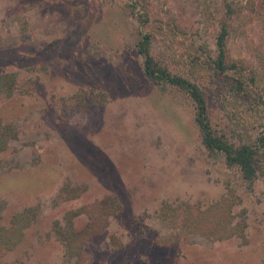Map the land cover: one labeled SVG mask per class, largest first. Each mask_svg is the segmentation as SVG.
<instances>
[{"label":"rangeland","instance_id":"obj_1","mask_svg":"<svg viewBox=\"0 0 264 264\" xmlns=\"http://www.w3.org/2000/svg\"><path fill=\"white\" fill-rule=\"evenodd\" d=\"M223 21L236 72L213 65ZM145 32L161 64L201 86L219 133L264 134V0H0V73H14L0 81V222L39 204L0 264H264V149L249 182L205 148L190 99L145 76ZM64 185L81 192L60 200ZM112 198L67 258L54 220Z\"/></svg>","mask_w":264,"mask_h":264},{"label":"trees","instance_id":"obj_2","mask_svg":"<svg viewBox=\"0 0 264 264\" xmlns=\"http://www.w3.org/2000/svg\"><path fill=\"white\" fill-rule=\"evenodd\" d=\"M227 14H232L235 9L231 6L230 2H227ZM227 23L222 22L220 30L217 35L216 45L218 52L212 59L213 65L216 69L222 72L227 70L239 71L244 67L242 64L237 63L234 60H230L227 57L225 48V38L228 32ZM136 51L142 55L143 71L145 76L149 78L155 84L166 86L171 89H175L181 92L190 99L194 108V121L199 129L201 142L209 151L222 152L225 162L228 166H235L239 170L240 177L245 181H253L258 176V169L255 163L256 156L260 150L264 149V134L258 137L257 143L240 142L238 144L229 141L224 134L219 133L213 126L208 102L205 97V93L201 86L195 81L191 80L187 76L180 73L171 72L167 67L161 64L150 52V34L147 32L142 34V37L137 41ZM3 77L14 78V73H0V81ZM238 87L243 89V81L239 76L234 77ZM12 83V82H11ZM9 90V91H8ZM6 94H12L13 90L10 85L7 84ZM0 92H2L0 87ZM8 125H3L0 128V141L3 144L7 142V129ZM10 126V125H9ZM2 145H0L2 148ZM69 183L65 184L68 185ZM60 189L58 194L59 199L76 197L81 192L75 190V186L66 188V193H63L64 187ZM64 191V192H65ZM92 201L81 205L78 209L70 210L64 218L65 223H60L59 220H54V231L57 238L66 247L65 253L67 258H81L83 255V244L94 236L99 230H102L104 224L107 222L105 213H110L117 206V203L112 198L111 201H106L103 204L105 211L101 210L102 205H98V211L95 209V205L101 202ZM99 201V200H98ZM110 202V203H109ZM5 208V201L0 200V219L3 215ZM229 211V210H228ZM227 211V212H228ZM39 212V204H31L25 206L23 209L14 212L9 219L8 224H2L0 222V255L11 249L22 238L25 228L35 220ZM86 212L88 220L82 228H74L72 225L73 217L75 214ZM100 223L102 225H100Z\"/></svg>","mask_w":264,"mask_h":264}]
</instances>
